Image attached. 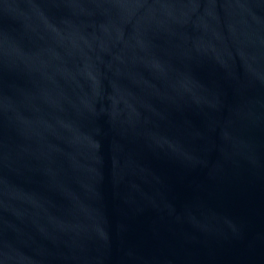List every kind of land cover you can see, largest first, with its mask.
Returning a JSON list of instances; mask_svg holds the SVG:
<instances>
[{
	"label": "water",
	"instance_id": "95a60500",
	"mask_svg": "<svg viewBox=\"0 0 264 264\" xmlns=\"http://www.w3.org/2000/svg\"><path fill=\"white\" fill-rule=\"evenodd\" d=\"M0 264H264V0H0Z\"/></svg>",
	"mask_w": 264,
	"mask_h": 264
}]
</instances>
